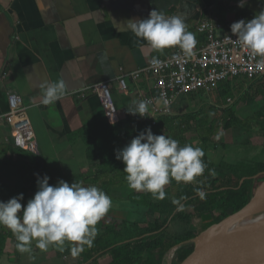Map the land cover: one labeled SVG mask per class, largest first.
<instances>
[{
  "label": "crops",
  "instance_id": "0c3cea01",
  "mask_svg": "<svg viewBox=\"0 0 264 264\" xmlns=\"http://www.w3.org/2000/svg\"><path fill=\"white\" fill-rule=\"evenodd\" d=\"M208 13L230 31L240 33L264 18V0H0V116L9 110L8 91H17L38 143L37 155L46 163L53 180L66 184L91 164L83 131L105 118L98 97L80 93L101 81L113 83V98L120 114L113 134L127 143L126 135L141 123V101L136 90L148 91L149 83L142 78L137 83L128 80L127 90L121 92L115 78L121 72L143 68L151 57L171 54L176 46H202L204 35L196 30V24ZM241 89L231 97L232 102ZM174 112L182 113L176 108ZM191 131L195 132L189 130L186 137L195 144V137L188 135ZM245 141L240 145L251 148L257 144ZM259 145L262 155L264 150ZM206 146L195 150L209 159ZM154 147L155 158L168 156L169 148L161 145L159 137ZM253 158L256 160L252 162L264 161L257 155ZM35 173L33 164L14 145L9 125L0 119V220L5 205L17 202L24 203L32 215L31 233L20 246L9 237L0 264H84L75 254L76 241L81 249L85 231L76 240L77 235L61 229L75 219L97 216V184L90 187L83 183L76 201L63 202L61 209L49 208L45 200L20 192L29 187ZM137 187L145 189L142 185H116L111 187V194L135 191ZM84 192L91 195L85 196ZM114 201L124 208L130 205L120 202L121 198ZM38 216L40 219L35 220ZM35 222L43 223L44 233L31 241Z\"/></svg>",
  "mask_w": 264,
  "mask_h": 264
},
{
  "label": "trees",
  "instance_id": "16d2710c",
  "mask_svg": "<svg viewBox=\"0 0 264 264\" xmlns=\"http://www.w3.org/2000/svg\"><path fill=\"white\" fill-rule=\"evenodd\" d=\"M245 83L240 84L239 90ZM242 89L235 104L250 105L251 115L239 118L234 104H228L220 109L222 120L217 125L211 115L210 120L200 115L207 107L209 114L218 108L203 104L198 110L161 116L154 125L147 121L134 125L124 144L114 136V125L108 124L105 118L97 121L82 133L91 164L66 184L53 180L42 158L31 152L25 154L26 150L18 147L36 170L29 187L20 192L45 200L49 208L61 209L63 202L77 200L78 187L83 183L90 187L97 184L99 199H119L111 194V187L116 185H142L143 191L131 190L120 201L130 203L134 217L118 220L99 215L97 220L84 222L85 225L96 222L93 227L96 229L86 230L82 237L84 256L92 264H99L98 258L107 253L110 261L106 264H163L166 252L180 244L172 262L179 264L193 249V243L183 244L193 233H168L172 222H186L196 216L201 229H205L244 206L264 180V161L215 163L206 155H199L195 144L186 137V132L194 129L206 146L210 139L217 137L222 124L225 128L237 126L243 132L258 131L260 137H249L244 144L259 141L264 150V75ZM237 90L235 81L228 80L214 94L218 102L226 104L227 97H235ZM196 93L205 94H187L194 97ZM158 137L161 145L169 148L167 157H154ZM84 195L91 193L84 192ZM215 211L218 213L214 214ZM0 221L2 255L9 237L15 238L16 245L20 246L29 236L32 215L24 203L17 202L5 205ZM7 222H10L8 226Z\"/></svg>",
  "mask_w": 264,
  "mask_h": 264
},
{
  "label": "built area",
  "instance_id": "2783aa9c",
  "mask_svg": "<svg viewBox=\"0 0 264 264\" xmlns=\"http://www.w3.org/2000/svg\"><path fill=\"white\" fill-rule=\"evenodd\" d=\"M226 27L208 13L196 24V30L204 35L202 46H176L171 54L151 57L143 68L121 72L115 78L121 92L127 90L128 80L148 81V91L138 88L135 93L141 101V122L154 125L159 117L173 115L178 99L188 92L209 94L228 80L252 82L264 75V18L240 33ZM112 89L111 81H101L87 86L80 96L96 95L105 119L110 125H116L120 122V114ZM7 98L9 110L0 119L9 125L15 146L37 155L38 143L22 96L10 89ZM231 102L232 98L228 97L226 103Z\"/></svg>",
  "mask_w": 264,
  "mask_h": 264
},
{
  "label": "water",
  "instance_id": "95a60500",
  "mask_svg": "<svg viewBox=\"0 0 264 264\" xmlns=\"http://www.w3.org/2000/svg\"><path fill=\"white\" fill-rule=\"evenodd\" d=\"M263 211L264 180L244 206L209 225L188 241L193 243V249L179 264H264V217L246 221L235 228L230 227ZM94 213L118 220H128L134 214L132 209L107 205L101 201L96 202ZM212 232L216 233L207 237Z\"/></svg>",
  "mask_w": 264,
  "mask_h": 264
},
{
  "label": "rangeland",
  "instance_id": "374dc122",
  "mask_svg": "<svg viewBox=\"0 0 264 264\" xmlns=\"http://www.w3.org/2000/svg\"><path fill=\"white\" fill-rule=\"evenodd\" d=\"M241 83L242 82H240V81L239 82L237 81L235 83V88H238V90H237L238 92H239V86ZM247 84H249V82H246L244 84V86ZM238 92H236V94ZM232 100H233V98H232ZM178 101L179 102H177V104H175L174 109L177 108L178 111H180V112H188V111L198 110L200 107H202L203 104H210L212 106H215L218 108L217 111H213L212 114H209L208 107H207V109H205L201 113L200 117H206L209 119V116L211 115L210 118H211V120L212 119L216 120V123H215L216 125L222 120V116H221L222 112L220 111V109H222V107L225 106V103L221 104L220 102H218L214 92H211L209 94H203V96H201L199 93L198 94L196 93L194 97H189L187 94L186 95L184 94L179 98ZM231 105H233V109L236 113V116L239 118L248 117L252 113V109H251L250 105H245V104H241V103L235 104V101H233L231 103ZM188 135L195 137V139H196V141H195L196 146L195 147L197 148V150L200 151V148L202 149L201 146H203V144H202L201 140L199 139V137L197 136L196 132L191 131L188 133ZM249 137H260V134L256 130H250L249 132H243L237 126H233V127L231 126V127L225 128L222 124L221 128H219V130L217 132V137L214 139H210L208 141V143L206 144L207 150L210 153L209 154L210 155L209 160L214 161L215 163H219L220 160H225V161L233 162V163H236L238 160H246V161L252 162V161L256 160L255 158H253L254 155H257V158L262 159L264 157V152L261 155V149L259 148V146H260L259 141L255 142L257 144H254V146H251V148L250 147H243L240 145L241 142H243L244 140H246ZM234 142H237V144H239V145L233 144ZM225 145H226V147H225ZM165 152L162 151V154H165ZM129 191L130 190H128V189L114 191L113 196L121 198V199H125L128 196ZM136 191H138V192L143 191V189L138 188L137 190H135V192ZM112 204H113L112 206L121 207L119 204L115 203L116 204L115 205L114 200L112 201ZM217 213H218L217 211L214 212V214H217ZM96 215L97 216H95V217L86 216L83 219V221H79L78 219H75V220H73L74 222L72 224L67 223V225L64 226V228L61 230L63 233H68V232L74 233L75 236L77 235L75 237V238H77L76 240H79L82 237L81 236L82 230L86 231V230L96 229V227L93 228L96 225L95 224L96 222H94L93 224H88V225H85V223H84L86 221H89L90 219L91 220H97L99 218V215L98 214H96ZM134 216L135 215H133V217ZM163 217L165 218L166 215H164ZM254 217H256V216H253L252 218H254ZM39 219H40L39 216L35 218V220H39ZM199 222L200 221H199L198 217H196V216H194L190 221H186V222H181L179 220L174 221L169 226L167 232L171 233V234H175V233L176 234H185L188 231L192 232L193 237L190 239H187L186 241L183 242L184 245H188V244H191V242H188V241L194 239L195 236L200 231L203 230V229H201ZM81 224H83V225H81ZM33 225L35 226V231H34V234L32 236L31 241H34V238H36V236H38L39 233H44V229L42 228L43 223L41 225H39L37 222H35V223H33ZM45 225L50 226V223L45 222ZM82 226H83V228H82ZM76 242H77V246H78L77 247L78 253H76L75 255H77V257L81 256L82 262L85 264L86 263L85 261L87 259L84 256L83 251L80 249L81 244L79 245L80 242L79 243H78V241H76ZM82 244H83V242H82ZM80 251L82 252L81 255H80ZM109 261H110V255L107 253L100 258L99 263L100 264H106Z\"/></svg>",
  "mask_w": 264,
  "mask_h": 264
},
{
  "label": "bare ground",
  "instance_id": "6f19581e",
  "mask_svg": "<svg viewBox=\"0 0 264 264\" xmlns=\"http://www.w3.org/2000/svg\"><path fill=\"white\" fill-rule=\"evenodd\" d=\"M264 217V211L261 213V214H259V215H257L256 217H254V218H247V219H245V220H243V221H239V222H236V223H234L232 226H230L231 228H235V227H238L239 225H241V224H243V223H246V221H250V220H254V219H261V218H263ZM216 232H212V233H209V235L207 236V237H211V236H213L214 234H215ZM174 254H175V249H170L167 253H166V255H165V257H164V260H163V264H172V261H173V258H174Z\"/></svg>",
  "mask_w": 264,
  "mask_h": 264
},
{
  "label": "flooded vegetation",
  "instance_id": "af4514ba",
  "mask_svg": "<svg viewBox=\"0 0 264 264\" xmlns=\"http://www.w3.org/2000/svg\"><path fill=\"white\" fill-rule=\"evenodd\" d=\"M113 200H114V199H113ZM113 200H112V198H110V200H109V199H105V198H104V199H100V201L103 202V203H105V204H108V203H109V204H112V201H113ZM114 202L116 203V201H114ZM115 203H114V204H115ZM116 204H119V203H116ZM112 205H113V204H112ZM112 205H111V206H112ZM119 205H120L121 207H124V206H122L121 203H120ZM115 207H119V206H115ZM127 209H131V207H127ZM133 215H134V214H132V217H133ZM101 216H103V215H101Z\"/></svg>",
  "mask_w": 264,
  "mask_h": 264
}]
</instances>
